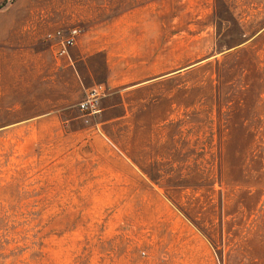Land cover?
<instances>
[{"label": "rangeland", "instance_id": "1", "mask_svg": "<svg viewBox=\"0 0 264 264\" xmlns=\"http://www.w3.org/2000/svg\"><path fill=\"white\" fill-rule=\"evenodd\" d=\"M146 1L0 0V264H264V0H155L136 87L54 57Z\"/></svg>", "mask_w": 264, "mask_h": 264}, {"label": "crops", "instance_id": "2", "mask_svg": "<svg viewBox=\"0 0 264 264\" xmlns=\"http://www.w3.org/2000/svg\"><path fill=\"white\" fill-rule=\"evenodd\" d=\"M154 1L128 6L85 25L67 55L60 58L62 66L81 75L90 74L99 64L100 81L108 88L136 87L151 81L160 63V32L158 20L155 27L152 15Z\"/></svg>", "mask_w": 264, "mask_h": 264}, {"label": "built area", "instance_id": "3", "mask_svg": "<svg viewBox=\"0 0 264 264\" xmlns=\"http://www.w3.org/2000/svg\"><path fill=\"white\" fill-rule=\"evenodd\" d=\"M79 33V28L74 26L58 28L47 33L45 38L52 48L54 57L57 59L65 57L68 49L75 44ZM106 92L107 88L99 83L87 88L83 98L77 104V110L83 117V122L86 123L89 117L97 113L98 103Z\"/></svg>", "mask_w": 264, "mask_h": 264}]
</instances>
